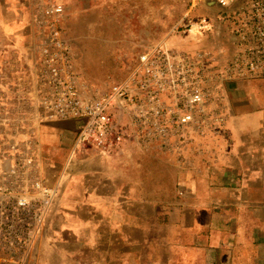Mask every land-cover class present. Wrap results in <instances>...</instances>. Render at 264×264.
Instances as JSON below:
<instances>
[{"label": "crops", "instance_id": "crops-1", "mask_svg": "<svg viewBox=\"0 0 264 264\" xmlns=\"http://www.w3.org/2000/svg\"><path fill=\"white\" fill-rule=\"evenodd\" d=\"M45 2L0 0L7 131L21 132L20 123L34 128L43 175L57 189L27 264H264V83L226 82L223 130L194 137L181 154L127 139L109 151L88 147L73 155L76 120L33 118L34 23ZM195 5L211 29L172 34L178 39L171 44L202 48L215 59L226 51V59L233 38L219 19L224 40L213 47L219 7L214 0L190 9ZM0 264L16 263L0 251Z\"/></svg>", "mask_w": 264, "mask_h": 264}, {"label": "built area", "instance_id": "built-area-1", "mask_svg": "<svg viewBox=\"0 0 264 264\" xmlns=\"http://www.w3.org/2000/svg\"><path fill=\"white\" fill-rule=\"evenodd\" d=\"M214 2L233 38L224 62L202 48L184 49L160 39L138 53L121 80L96 92L74 67L71 44L62 34L63 5L48 0L34 23L39 38L31 68L33 118L76 120L73 155L88 147L109 151L127 139L181 154L194 137L223 130L225 83H264V0ZM210 29L209 18L198 16L183 19L172 33L194 36ZM6 114L0 107V251L16 264H27L57 189L43 175L34 128L16 124L22 131L10 135Z\"/></svg>", "mask_w": 264, "mask_h": 264}, {"label": "rangeland", "instance_id": "rangeland-1", "mask_svg": "<svg viewBox=\"0 0 264 264\" xmlns=\"http://www.w3.org/2000/svg\"><path fill=\"white\" fill-rule=\"evenodd\" d=\"M51 1L64 9L69 4L62 34L71 44L79 79L96 92L121 80L145 47L160 39L174 43L178 38H170L172 28L199 15L194 11L196 5L190 9L198 0ZM223 15L220 11L213 14V47H220L224 40L218 25L219 20L225 22ZM226 55V51L219 55L218 62H224Z\"/></svg>", "mask_w": 264, "mask_h": 264}]
</instances>
